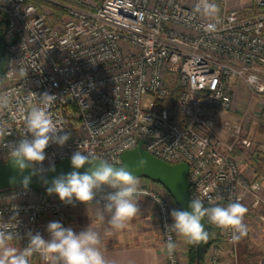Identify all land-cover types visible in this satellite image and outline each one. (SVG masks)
<instances>
[{"label":"built area","instance_id":"built-area-1","mask_svg":"<svg viewBox=\"0 0 264 264\" xmlns=\"http://www.w3.org/2000/svg\"><path fill=\"white\" fill-rule=\"evenodd\" d=\"M85 1L63 6L65 14L54 25L26 0H0L6 22L0 95L10 102L0 108V126L10 133L0 135V154L8 157V146L23 135V114L47 92L57 97L47 111L71 138L63 146L50 143L45 169L70 161L78 149L118 165L122 153L143 141L152 156L188 166L189 196L205 207L245 205L248 198L252 210L264 209V194L243 176L235 157L240 126L223 124L235 139L229 145L215 134L216 112L231 110L234 84L264 96V0H250L241 10L211 0L219 9L211 33L203 26L216 21L195 11L198 0H102L93 11L82 8ZM239 146L251 148L246 140ZM139 188L143 194L136 198L149 201L156 213L164 263L179 264L177 249L169 255L166 247L169 238L175 243L166 227L173 210L168 197ZM110 191L105 186L103 193ZM90 205L18 189L0 194V220L15 217L19 238L11 244L23 249L29 231L47 239L44 216L63 225L71 210ZM211 226L226 247L206 250V264H236L242 238L232 242L231 229ZM34 261L47 264L39 254Z\"/></svg>","mask_w":264,"mask_h":264},{"label":"clouds","instance_id":"clouds-1","mask_svg":"<svg viewBox=\"0 0 264 264\" xmlns=\"http://www.w3.org/2000/svg\"><path fill=\"white\" fill-rule=\"evenodd\" d=\"M195 11L216 21L203 26L206 32L217 30L219 9L215 3L211 0H198ZM25 74V70L21 68L19 75L23 77ZM56 100L55 95L43 93L39 97V105L23 114V135L18 142L8 146V158L12 166L20 174L31 169L28 175H22L20 182L27 188L33 176H40L43 183L48 185V194H56L62 202L72 203L75 199L86 205L94 204L97 219L106 221L108 225L106 235L113 230L124 229L127 222L140 212L136 197L143 194L137 176L128 165L117 167L108 159L78 149L70 158L72 171L60 174L50 182L44 178L46 172L56 170L54 163H50L47 169L43 167L46 148L50 143L63 146L71 138V133L54 121L47 111ZM9 103L7 95H0V108H7ZM5 134L10 133H5L4 126H0V135ZM146 166L147 161L140 156L136 168L143 170ZM82 168L85 170L81 173L79 170ZM10 182H15V178H11ZM105 186L113 191L104 194ZM98 193H101L99 200ZM247 211L238 201L231 202L226 207H205L203 200L197 197L190 199L187 209H173L170 213L173 223L166 227L189 245L208 241L209 231L206 230L205 223L221 229H231V241L237 242L247 234V226L243 222ZM14 221L15 217L9 221L0 220V264H30V258L34 254L41 255L47 264H106L100 250L102 237L92 222L79 232L58 221L49 222L46 227L48 239L39 232L29 231L25 234L27 246L18 249L11 246V242L19 238L18 222ZM166 247L171 255L176 244L169 238Z\"/></svg>","mask_w":264,"mask_h":264},{"label":"crops","instance_id":"crops-1","mask_svg":"<svg viewBox=\"0 0 264 264\" xmlns=\"http://www.w3.org/2000/svg\"><path fill=\"white\" fill-rule=\"evenodd\" d=\"M249 2L250 0H227V5L231 10H241ZM258 149L260 148L258 147ZM240 171L254 183H257L260 191L264 194V181H255L251 168L243 164L240 166ZM136 199L140 212L128 221L122 230H113L106 235L105 230L108 225L106 221L97 219L95 205L71 210L67 215L66 223L63 225L72 227L76 232H79L92 222L93 227L101 234L100 250L106 264H165L163 243L154 209L149 201L141 198ZM244 206L248 210L243 220L247 226V234L242 237L238 244L239 262L264 264V209L252 210L248 201L245 202ZM52 221L54 220L47 216L42 219L43 230L47 239L49 235L46 227ZM11 246L17 247L15 244H11ZM226 262L228 264V261ZM33 264L41 263L34 261Z\"/></svg>","mask_w":264,"mask_h":264},{"label":"water","instance_id":"water-1","mask_svg":"<svg viewBox=\"0 0 264 264\" xmlns=\"http://www.w3.org/2000/svg\"><path fill=\"white\" fill-rule=\"evenodd\" d=\"M142 145L143 141L139 142L135 148L122 153L120 156V163L116 166L128 165L138 179L147 180L162 187L173 201L176 209H187L191 199L189 196L188 166L184 163H166L146 152L142 148ZM140 156L147 161V166L143 170H138L136 168ZM86 167L87 166H85V168ZM55 169V172L48 171L44 174V178L49 182L54 177L60 174H67L73 170L70 161H63L56 164ZM84 170L85 169L82 168L79 171L82 173ZM30 171L31 169H26L23 174H20L18 170L12 166L9 159L4 163H0V193L18 189H30L35 192H45L48 194V185L43 183L40 176H33L27 188L23 186L20 182L22 175H28ZM11 178H15V182H10ZM202 223L204 222L202 221ZM205 228L209 231L210 236L213 231L212 226L205 223ZM207 244L208 241L206 243L192 245L195 253V264H200V261L204 258Z\"/></svg>","mask_w":264,"mask_h":264},{"label":"rangeland","instance_id":"rangeland-1","mask_svg":"<svg viewBox=\"0 0 264 264\" xmlns=\"http://www.w3.org/2000/svg\"><path fill=\"white\" fill-rule=\"evenodd\" d=\"M101 1L102 0H86L85 3L86 6L95 8L100 5ZM39 8L43 10V12L49 18V21L52 24H54L51 19H53L56 11L53 10L51 7L45 6V4L40 5ZM233 87H234V93L232 96L231 110H229L228 112H222V111L216 112L218 125L215 128V134L223 144L226 145L232 144V142H234L235 139L231 138L227 133H225L222 130V126L224 123H229L231 126L239 125L240 130L237 136V140L239 142H237L236 145L239 146L240 141L246 140V142L250 143L251 148H249L248 150H242L240 146L239 148L235 146L234 148L235 157H237V160L239 161V166L245 164L247 167L252 169L250 154L254 151V149L257 150L258 147L260 148L259 151L264 152V96L253 95L244 85L240 83H237L236 85L234 84ZM237 151H240V154H237ZM7 159H9L7 155L0 154V163H4L5 161H7ZM243 176L248 180V182L250 183L253 182L252 180H250L249 177H246L245 175ZM142 186L151 187L160 195L166 198L168 197L167 202L169 203L171 209H176L173 201L162 187H160L157 184L151 183L147 180L139 179V187ZM247 201L249 202L250 200L247 198L246 202ZM160 235H161V231H160ZM174 241L179 255V264H187V255L190 245L186 244L183 241V239L179 237L175 232H174ZM238 250H239V245L237 246V252L239 253ZM229 263L230 262L228 261V264ZM236 264H249V263L247 261L239 262V258H238Z\"/></svg>","mask_w":264,"mask_h":264},{"label":"trees","instance_id":"trees-1","mask_svg":"<svg viewBox=\"0 0 264 264\" xmlns=\"http://www.w3.org/2000/svg\"><path fill=\"white\" fill-rule=\"evenodd\" d=\"M26 2L33 3L35 6L39 7L42 4H45V6L51 7L53 10L56 11L55 16L53 19L54 24H57L60 22V18L64 16L65 11L63 9V5L73 2V0H49V2L42 1V0H26ZM53 3V4H52ZM56 3V4H54ZM85 10L88 11H93V7H89L86 5H83ZM5 29H6V22L4 18L0 15V75L4 73V68H5ZM260 149H257L250 154V160H251V165H252V170L253 174L255 176V181H264V152L259 151ZM237 154H240V151H237ZM152 183V182H151ZM155 184V183H154ZM9 192V191H8ZM7 193V192H3ZM2 194V193H0ZM213 228L212 233L209 236L208 239V244H207V251L212 245H217L221 248H225L224 242L219 238L218 233L216 230ZM206 257L200 261V264H206ZM228 260H224V262L227 264ZM187 264H195V253H194V248L192 245L189 246L188 249V255H187ZM233 264V263H229Z\"/></svg>","mask_w":264,"mask_h":264}]
</instances>
